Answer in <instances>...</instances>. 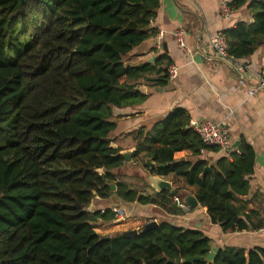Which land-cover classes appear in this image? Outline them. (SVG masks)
<instances>
[{"label": "trees", "instance_id": "16d2710c", "mask_svg": "<svg viewBox=\"0 0 264 264\" xmlns=\"http://www.w3.org/2000/svg\"><path fill=\"white\" fill-rule=\"evenodd\" d=\"M158 5L159 0H0V264H177L170 260L210 252L201 231L166 221L135 235H102L93 221H111L114 213L88 210L94 198L115 194L182 213L170 190L148 196L113 173L124 163L120 148L111 145L113 108L141 102L136 86L146 75L155 74L159 85L167 77L163 55L153 63L125 60L155 36L150 21ZM229 7H245L250 20L223 31L228 52L249 57L264 46V0H231ZM189 121L177 107L150 127L124 133L135 140L131 159L171 182L176 196H194L224 232L257 229L240 199L249 191L245 176L253 170V149L242 140L238 153L206 171L205 160L174 158L183 150L194 157L218 150L204 146ZM179 264H264V248L247 255L223 248L212 261Z\"/></svg>", "mask_w": 264, "mask_h": 264}, {"label": "crops", "instance_id": "0c3cea01", "mask_svg": "<svg viewBox=\"0 0 264 264\" xmlns=\"http://www.w3.org/2000/svg\"><path fill=\"white\" fill-rule=\"evenodd\" d=\"M247 20L250 17L245 7L231 10L227 17H221L218 0H159L156 14L150 21V27L156 31L155 36L135 47L125 60L132 65L153 63L163 55L169 65L177 67L178 74L173 80L167 75L161 85L154 80L157 77L155 74L146 75L136 86L138 89L144 87V93H141L144 99L132 106L113 108L117 127L111 133V145L120 148L121 154L129 152L131 157L135 140L123 134L141 126L150 127L177 107L187 111L190 121L210 120L217 123L231 140L228 151L205 150L194 157L190 151L183 150L176 152L174 158L205 160L211 168L220 158L232 152L238 153L239 142L245 141L254 151V165L252 172L245 176L249 191L240 198L244 200L241 209L248 216L250 225L260 226L257 229L224 232L219 225L210 222L206 210L199 204L188 214L174 215L155 205L126 202L112 194L107 199L94 198L92 202H96H91L88 210L103 212L121 208L124 215L111 221L96 219L100 221H93L96 232L138 231L148 222L159 224L166 221L201 231L209 238L211 249L216 251L232 248L247 255L252 248H264V231L260 230L264 224V90L258 88V75L264 70V46L258 47L251 56L238 60L246 66L240 72L237 63L220 59L209 41L216 32H223ZM178 30H181L183 41L192 49V54L178 47L174 35ZM159 31H162L161 37H158ZM125 162L135 164L132 159ZM140 172L147 181L150 174L143 166ZM116 180L132 188L117 177ZM147 187L132 189L152 196L155 191L148 182ZM187 195L180 192L179 197L184 200ZM106 224L111 226L110 229H103Z\"/></svg>", "mask_w": 264, "mask_h": 264}, {"label": "built area", "instance_id": "2783aa9c", "mask_svg": "<svg viewBox=\"0 0 264 264\" xmlns=\"http://www.w3.org/2000/svg\"><path fill=\"white\" fill-rule=\"evenodd\" d=\"M218 8L221 17H227L231 10L229 7V2L227 0H218ZM177 41V45L180 49H182L187 54H192V49L187 46L182 38L181 30H178L174 33ZM162 36V31H159L158 37ZM210 45L215 51L216 55L224 60L225 62L238 64V68L240 72H243L246 68L243 64L239 63V59L234 58L228 52V42L226 39V35L222 32H216L210 37ZM178 70L177 67L174 65H169L167 67V75L168 78L173 80L177 77ZM259 85L258 88L264 90V70H262L259 75ZM190 127L192 130L199 136L202 144L206 147H215L222 151H228L229 147L231 146V140L229 139L228 135L223 133L219 127V125L215 122L210 120H201V121H190ZM174 203L182 210L183 213L188 214L191 210L189 205H186L181 198L174 195L173 197ZM115 217H122L124 215L123 210L121 208H113L111 210ZM261 231H264V224L260 228Z\"/></svg>", "mask_w": 264, "mask_h": 264}, {"label": "water", "instance_id": "95a60500", "mask_svg": "<svg viewBox=\"0 0 264 264\" xmlns=\"http://www.w3.org/2000/svg\"><path fill=\"white\" fill-rule=\"evenodd\" d=\"M139 90L141 93H144V87L141 86L139 87ZM236 145V144H235ZM123 158L125 161H130L131 157H130V153L129 152H124L122 154ZM181 161H184L183 158H180ZM145 163L149 166V168H154L155 167V163L153 161H151L150 158H145ZM159 167H164L166 166L165 163H162V164H159L158 165ZM206 170H210V168L208 166L205 167L204 171ZM147 182H148V185L150 186V188H152L155 192H161L163 190H170L171 191V194L172 195H175L177 193L178 190L176 189H173L172 187V184L171 182L167 181V180H164L160 177H157V176H153V175H149L147 176ZM110 190L111 191H115L116 190V186L114 183H111L110 184ZM183 202L186 204V205H189L190 207H196L198 205V202L196 200V198L190 194H188ZM158 224L156 221H151V222H148L147 224H145L143 226V229L144 230H148V229H151L153 227H156ZM129 233L131 235H135L137 233V231L133 230V231H129ZM215 252H216V249H211L210 252L207 254V256H205V258L201 257V256H191V257H188V258H185L183 260L181 259H177V260H170V262H175L177 264L183 262V261H186V262H193V261H201L203 259L207 260V261H212L214 256H215Z\"/></svg>", "mask_w": 264, "mask_h": 264}, {"label": "rangeland", "instance_id": "374dc122", "mask_svg": "<svg viewBox=\"0 0 264 264\" xmlns=\"http://www.w3.org/2000/svg\"><path fill=\"white\" fill-rule=\"evenodd\" d=\"M145 160V159H144ZM125 161V160H124ZM142 168V165L135 162L133 163H123L121 166L115 168L113 170V173L115 177L121 179L122 181L127 182L129 185H131L132 188L139 190V189H147V181L145 177L141 174L140 170ZM180 194V192H179ZM96 201L94 200L92 203H95ZM94 222H100V221H94ZM97 226V225H95ZM115 226V225H114ZM111 226L107 225L104 226L103 229H110ZM102 234H108L107 232H103Z\"/></svg>", "mask_w": 264, "mask_h": 264}]
</instances>
